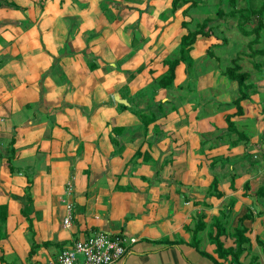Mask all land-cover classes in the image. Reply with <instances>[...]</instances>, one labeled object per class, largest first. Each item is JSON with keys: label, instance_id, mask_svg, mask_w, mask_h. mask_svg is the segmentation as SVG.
<instances>
[{"label": "crops", "instance_id": "1", "mask_svg": "<svg viewBox=\"0 0 264 264\" xmlns=\"http://www.w3.org/2000/svg\"><path fill=\"white\" fill-rule=\"evenodd\" d=\"M187 7L0 0V264H58L97 232L127 239L118 264H264V174L244 187L264 148V84L240 108L216 110L233 85L217 63L224 50L205 60L223 44L212 36L197 39L189 71L180 62L173 85H158L179 56ZM246 214L248 250L240 263L219 258L215 221L230 248Z\"/></svg>", "mask_w": 264, "mask_h": 264}, {"label": "trees", "instance_id": "2", "mask_svg": "<svg viewBox=\"0 0 264 264\" xmlns=\"http://www.w3.org/2000/svg\"><path fill=\"white\" fill-rule=\"evenodd\" d=\"M239 1L240 0H227V8L216 9V11L213 13L216 14L214 19H212L213 17L205 18L202 22L196 23L195 29H191L190 25L193 23V19L190 14V10L200 5L201 2L199 0H173L174 12L177 11L180 6L188 4L187 9L183 11V15L185 17H189L191 20L184 21L182 23V29L186 30V34H184L181 38L179 56L174 59L166 60L165 63L168 65V70L158 78V85L161 87H170L173 85L175 69L180 62L185 63L189 71V68L192 67V58L190 57V54L198 37L209 38L215 36L218 38V27L225 25L227 22H235L239 33L243 37L248 38V43L244 48V52L238 53L231 60L230 64L223 71V74L228 77L229 80L238 84L240 93L238 98L234 100L233 104L240 108V103L247 98L246 90L252 86L249 83L250 74L244 71L243 65L241 63L243 57L245 56L253 61V66L257 72L261 71L262 68L261 62H257V58H261L262 60L264 59V46L261 45L264 42V0L262 2H259V0H251L248 2L250 3V7L247 6V3L246 5L243 3L240 5ZM223 41L225 45H227L229 42L227 37L224 36ZM259 45L261 46L258 47ZM208 53L209 55L212 54L211 51ZM139 115L141 117L143 116V114L140 112ZM227 119L229 123L228 127L232 128L233 125L231 119L229 117ZM232 129L234 130V128ZM246 157L251 159L252 155L246 154ZM262 157L264 158V154H262ZM261 183L262 186L257 191V195L264 197V176H261ZM217 187L218 180L214 179L208 194H214L217 190ZM244 187L248 189L249 184L246 183ZM216 194L221 196L220 192ZM249 217L250 214H246L244 217L240 218V226L235 228L233 232L235 246L230 248H225L224 244L220 240L221 234L219 232V227L224 226L225 224L221 223L220 221L218 222V220L215 221L218 232L212 237V241L216 245V253L218 254L219 258H231L232 262L240 263V258L243 256L245 251L248 250V247L251 243L250 239L246 236L248 229L243 226L244 220ZM198 232L199 230H196L194 233V239L197 237ZM262 247L264 250V244ZM200 251L202 254L215 260L213 256L206 253L205 251Z\"/></svg>", "mask_w": 264, "mask_h": 264}, {"label": "rangeland", "instance_id": "3", "mask_svg": "<svg viewBox=\"0 0 264 264\" xmlns=\"http://www.w3.org/2000/svg\"><path fill=\"white\" fill-rule=\"evenodd\" d=\"M201 2L200 5H198L195 8H192L190 10V14L192 16L193 19V23L190 25L191 29H195L196 23L198 22H202L205 18H210L213 17L212 19L215 18L216 14H213L216 9L218 8H223L226 9L227 8V0H199ZM251 0H240L239 3L240 5H242V3L244 5L250 7V3H248ZM263 0H259V2H262ZM218 41L217 43L221 44V42L223 43L221 46H217V45H213V47L210 48L211 53H213V50L216 51L217 49L220 50H224L226 52V54L223 56V59L220 60V62L218 61V65L221 68H226L225 66L230 64V61L232 59V57H234L233 55H237L238 53L244 52V48L245 46H247L248 43V38L243 37L239 31L238 28L236 27V23L235 22H227L225 25L218 27ZM223 36L227 37V40L230 42V46H225L224 41H223ZM198 39L202 40L201 42H207V38L205 37H199ZM199 41V40H198ZM228 42V44H229ZM200 43V42H199ZM264 46V42L261 44ZM261 45H259L258 47H260ZM211 46V45H210ZM216 59V58H215ZM215 59L211 58V55L209 56V54L206 56L205 60L208 61H214ZM262 59L261 58H257V62H261ZM197 60L196 59H192V63H196ZM244 71L248 72L250 74V80L249 83L252 85V88H250L248 91L246 90V92L248 93V100H252L253 97H251V93H253L256 88H258L259 84H264V67L262 68V70L260 72H256L254 71L255 68L253 67L254 63L253 61H251L250 58L247 57H243L242 61H241ZM195 69L197 68L196 65ZM261 66H264V60L261 63ZM194 69V70H195ZM194 77V71H192V73H190V80L189 82L194 84L195 83V78ZM193 78V79H192ZM228 82L231 83L233 85V91H230V94L232 96L233 101L229 104H224V103H219V101L216 98L217 104L215 105L217 107L216 110L218 111H225L224 109H228L230 107H232V104L234 102L235 99L238 98V93H240L239 88H238V84L236 82H233L231 80H229V78H227ZM248 83V84H249ZM257 85V86H256ZM260 91H258L259 93ZM258 93H256L254 96H257ZM210 94H213V92H210ZM264 95V94H263ZM263 95L259 94L260 97H263ZM209 97H212V95H210ZM263 99V98H262ZM261 99L260 104H262L264 102V100ZM221 104V106H220ZM264 107V106H263ZM250 123H255V119L250 117L249 118V124ZM219 132V129L217 130ZM248 133H252L249 131H246ZM215 135V134H212ZM210 134V136H212ZM258 153H256V157L254 160L257 161V164L260 162L259 166L256 167V175L253 178L254 180H252V185L249 186V188H251V190L253 189L254 191L257 188V185L259 186V184L257 183V178H259V175L262 173L264 174V164H263V158H261L262 154L264 153V148L261 150H257ZM261 156H260V155ZM244 158H247L246 156H244ZM255 173V172H254ZM253 186V187H252ZM254 191L251 192V196L255 198L254 196ZM258 201V208L256 209L259 210V212H263L264 210V198H260L258 197L256 199Z\"/></svg>", "mask_w": 264, "mask_h": 264}, {"label": "built area", "instance_id": "4", "mask_svg": "<svg viewBox=\"0 0 264 264\" xmlns=\"http://www.w3.org/2000/svg\"><path fill=\"white\" fill-rule=\"evenodd\" d=\"M68 209L72 210L71 204ZM64 226H71L70 215L64 219ZM128 252L124 236L97 232L63 250L58 256V264H118Z\"/></svg>", "mask_w": 264, "mask_h": 264}]
</instances>
